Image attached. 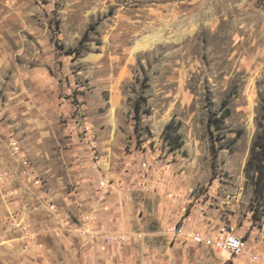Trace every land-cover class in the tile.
I'll list each match as a JSON object with an SVG mask.
<instances>
[{
    "label": "rangeland",
    "instance_id": "374dc122",
    "mask_svg": "<svg viewBox=\"0 0 264 264\" xmlns=\"http://www.w3.org/2000/svg\"><path fill=\"white\" fill-rule=\"evenodd\" d=\"M263 113L264 0H0V170L33 173L62 217L96 233L75 231L77 264H102L82 254L100 249L105 224L187 249L173 264H196L194 232L227 228L264 264V198L244 173ZM2 192L0 264L43 261L57 250L43 230L51 215L31 214L23 251L3 227L21 199Z\"/></svg>",
    "mask_w": 264,
    "mask_h": 264
},
{
    "label": "crops",
    "instance_id": "0c3cea01",
    "mask_svg": "<svg viewBox=\"0 0 264 264\" xmlns=\"http://www.w3.org/2000/svg\"><path fill=\"white\" fill-rule=\"evenodd\" d=\"M10 176L14 177L15 180L23 179V183H26L24 186L20 187L22 188V194L25 197H28V200L31 205V214L34 216H37L43 212L39 206L41 205V197L39 196V192L37 189L34 188L32 185V182L30 178L27 176L26 173H8ZM14 180V181H15ZM13 181V182H14ZM20 181V180H19ZM116 185V184H113ZM45 198V197H44ZM52 199V198H51ZM35 206V207H34ZM35 209V210H33ZM66 212V211H65ZM70 214V213H66ZM51 223L47 222L43 225V230L46 232L45 237H52L53 244L57 248V250H52V248H46V245H43V250L50 251L52 250L51 255H47L43 258V261H37L36 264H46V261H58V264H77L76 263V257L78 253V248L74 246V241L77 239V236L75 234V231L64 229L61 225H59L58 221L55 217L51 215ZM31 220V217H30ZM32 224V223H31ZM3 227L5 228V231L7 230L8 235L11 236L7 239L8 242H11V240L15 239L22 243L21 249L24 250L23 243L26 241H30L28 239H24L21 234L18 235V233L11 229L10 227V220L5 221ZM107 225H101L99 231H103L102 233H110V232H118L124 235H127L128 238L125 242L122 243H106L104 241L95 243V246L99 243L100 249H94L93 246L89 247V249L86 250L85 253L82 254V256L86 259H89V261H93V258L95 260H100L102 264H173V262H182L187 260L188 251L186 249L182 252L180 251V254L176 252V249H178V244H175L174 246L170 247V249L166 250L163 247V244L157 245L156 247H148L143 242L141 243V238L144 237H137L136 232L130 231L129 225H124L121 227V230L115 231H106L105 228ZM37 236V235H36ZM160 235H155L153 238L155 241H157ZM35 240V239H34ZM33 240V241H34ZM31 241V242H33ZM161 241V240H160ZM135 242V243H134ZM136 242L139 247H137ZM140 242V243H139ZM190 242V241H189ZM192 242V241H191ZM190 242V243H191ZM192 246L199 247L200 255L197 256V258L194 260L193 263L196 264H254V261H252L249 253H244L239 256H234L231 253V258L229 260H222L220 262H217L215 259V255L223 252V251H215L213 254H211V251L213 250L210 247H206L202 244H197L195 242L191 243ZM28 248V246H27ZM96 248V247H95ZM148 248V249H147ZM26 249V247H25ZM32 250V249H31ZM154 251L152 254L147 255L145 251ZM202 250V251H201ZM208 251V253H204L203 251ZM29 251V250H28ZM205 251V252H206ZM98 252H101L98 254ZM70 253V254H69ZM166 253H169L168 258H166ZM55 254V255H54ZM99 255V256H97ZM86 262V261H85ZM21 264L23 262L20 261ZM27 264V263H26ZM87 264V263H85Z\"/></svg>",
    "mask_w": 264,
    "mask_h": 264
},
{
    "label": "built area",
    "instance_id": "2783aa9c",
    "mask_svg": "<svg viewBox=\"0 0 264 264\" xmlns=\"http://www.w3.org/2000/svg\"><path fill=\"white\" fill-rule=\"evenodd\" d=\"M9 148L11 150V153L21 161L22 165L25 168L31 166L30 161H26L23 155H21V152L18 151V140L16 138L11 139ZM26 174L30 178L34 188L38 190L39 196L41 197L42 202L39 207L45 212H48L49 215L55 217L59 225H61L64 229L78 231L80 227V219L73 217L72 215H70L69 217H62L60 209L57 207L54 200L50 198H44V191H49L47 186L46 189H39V180L37 179V176H35L33 173ZM9 178L10 177L8 173L0 170V191H3L2 193L4 194V199L7 201V203H11V205L18 203V199H21L20 202L22 203L21 211L18 210V207L16 208V206L12 205V210H10L9 214L11 229L16 232L19 231L24 239L33 241L35 238L32 237V233L30 230L31 205L28 200L24 199L25 197L21 193L23 191L22 188L17 186L14 187L12 185V181L9 180ZM104 184L105 182L102 181L101 185ZM82 222H84L83 224L85 227L87 225V218L85 217L84 219H82ZM79 231L85 239H90L92 241L97 237L96 233L89 232L87 228H83V230ZM191 237L195 243L210 247L214 251H227L234 256L249 253L252 261L254 262H258L262 259L259 254L251 252L249 241L247 238L237 235L227 228H222L215 234L209 235L200 232H194ZM127 238V235L118 232H108L103 234V240L106 243H122L125 242Z\"/></svg>",
    "mask_w": 264,
    "mask_h": 264
},
{
    "label": "trees",
    "instance_id": "16d2710c",
    "mask_svg": "<svg viewBox=\"0 0 264 264\" xmlns=\"http://www.w3.org/2000/svg\"><path fill=\"white\" fill-rule=\"evenodd\" d=\"M134 110L135 118L139 122L143 112L141 101H136ZM221 117L224 118L225 116ZM172 123L173 120H170L165 125L166 136H169L170 134L169 129L171 128ZM168 141L170 148L172 149L178 148L183 144V141L180 140V134H176L173 139H169ZM244 173L252 180L256 198H264V113L262 115V129L256 134L251 144L249 156L244 166Z\"/></svg>",
    "mask_w": 264,
    "mask_h": 264
}]
</instances>
